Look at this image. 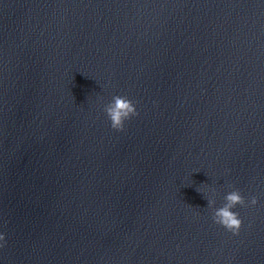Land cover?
<instances>
[{"label": "water", "instance_id": "water-1", "mask_svg": "<svg viewBox=\"0 0 264 264\" xmlns=\"http://www.w3.org/2000/svg\"><path fill=\"white\" fill-rule=\"evenodd\" d=\"M0 232V264H264V0H0Z\"/></svg>", "mask_w": 264, "mask_h": 264}, {"label": "clouds", "instance_id": "clouds-1", "mask_svg": "<svg viewBox=\"0 0 264 264\" xmlns=\"http://www.w3.org/2000/svg\"><path fill=\"white\" fill-rule=\"evenodd\" d=\"M103 111L110 121V127L116 131H123L125 128V122L132 117L137 116L138 110L136 108V102L129 99L125 95H114L111 100L103 105ZM227 187L232 189L228 191L224 196V203L213 208L215 199L213 197L207 198V208L212 212L211 219L213 223L222 226L226 231L231 232L233 235H238L242 225V219L239 213L233 211L237 205L246 206L256 205L258 199L255 195H252L247 201L241 194L238 188H235L232 184H228ZM215 193V189H212ZM6 244L5 234L0 232V247Z\"/></svg>", "mask_w": 264, "mask_h": 264}]
</instances>
